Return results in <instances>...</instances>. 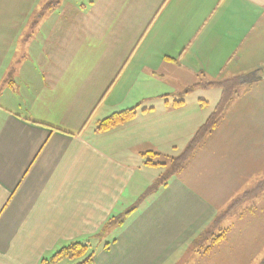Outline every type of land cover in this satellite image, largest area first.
Returning a JSON list of instances; mask_svg holds the SVG:
<instances>
[{
	"label": "crops",
	"instance_id": "1",
	"mask_svg": "<svg viewBox=\"0 0 264 264\" xmlns=\"http://www.w3.org/2000/svg\"><path fill=\"white\" fill-rule=\"evenodd\" d=\"M46 1L26 0V9L23 0H0V264H42L74 241L96 249L94 264H216L207 255L241 229L231 217H243L246 205L255 220L264 213V204L257 207L264 186L259 177L245 184L241 161L253 165L264 153V103L239 104L231 118L237 103L230 102L172 173L150 165L147 152L180 155L207 120L195 117L213 99L186 103L199 85L192 80L250 70L264 85V0ZM11 8L27 13L21 34L3 18ZM141 47L155 48L143 61L148 78L179 70L189 81L170 92L139 86L134 101L115 109L109 101ZM135 106L134 118L97 129L112 112ZM171 117L189 119L188 145L161 151L165 133L175 138L166 129L179 131L167 124ZM212 226L223 230L220 241L194 249ZM193 254L199 260L182 262ZM60 263L74 262L52 264Z\"/></svg>",
	"mask_w": 264,
	"mask_h": 264
},
{
	"label": "rangeland",
	"instance_id": "2",
	"mask_svg": "<svg viewBox=\"0 0 264 264\" xmlns=\"http://www.w3.org/2000/svg\"><path fill=\"white\" fill-rule=\"evenodd\" d=\"M41 1L42 0H37V2L40 3L39 7H42L44 5L43 3L45 0H43V2ZM48 1L49 0H47L46 2ZM70 1L77 2L79 4L88 3V0H70ZM133 2H134V7H135L136 2L135 1ZM25 3H26V0H23V6L21 7L26 8L27 5ZM18 12L19 11H17L15 8H11L9 14L6 15V17L3 16V18L5 19L7 24L18 27L20 30V34H21L23 31V27H24L23 22L26 21L25 17L27 18V13L22 14V15L21 14L17 15ZM39 14H40V11H39ZM154 49L155 48L153 47H141L140 50L136 53V55L131 60V63L129 64L127 62V56L131 50L130 48H128V52L120 64L121 67H124L125 63L127 62L126 66L128 65V68L125 70L124 79H122V81L119 84L120 89L116 90L115 95L109 101L112 104H114L113 108L120 109V108L125 107L127 103H130V101H134L135 97H137L135 90L139 86H143V88L144 87L148 88V87L153 86L155 88L154 90L157 93H160V89H162L165 85H166L165 92H170L176 88V83H179L180 86H183L184 82L189 81L188 80L189 78L184 77L183 73H181L180 75L178 74L180 72L179 70H177L176 74L174 73V71H168L166 73L167 77L164 79H160L161 77L148 78L149 73L148 71L145 70L143 61H147L148 60L147 57L149 56H152V55L155 56ZM101 50L102 48H100V51ZM115 51L117 52V55H118L119 48H116ZM256 69L257 68H255V70ZM258 69H261V68H258ZM248 71L244 72L243 74L244 76L241 75L235 81L229 82V86H230L229 88H231L230 84L236 87L238 86L236 90L239 94L238 96L239 98L237 96H234L232 98L231 102L236 101L235 104L237 103V105H233V107H230L231 111H229L230 112L229 114L231 118H237V115H239V111L241 110L237 108L239 104H242V103L252 104L254 103L253 101L264 103V87L262 88V86L264 85H262V83L258 85L259 83L255 82L259 78V74L255 75L256 74L255 73L254 75L252 74L248 75L250 74V72ZM215 75L216 77L213 79L202 77L201 79L194 78L196 80H192V81H195L194 84H199V85H196V86L191 85L192 90L189 93H187L188 95L187 101H186L187 105H192L194 103V100L197 99L198 96L200 95L213 99V101L208 103L207 106L203 107L202 112L199 113L200 115L198 114L195 117L197 120L207 119L209 117V113L211 112V110L212 111L214 110L216 104L221 98V94L220 95H218V93L216 94V91L214 92L215 88L211 87V86H217V85L216 84L210 85L209 83L223 82L225 80L233 78V77L231 78L228 77V73H225V71L219 74H215ZM261 75L262 74H260V76ZM177 78H180V79H177ZM169 82H173V83L169 84ZM252 86H254V88L251 89L250 91V87ZM221 90H220V93H221ZM146 95L154 96L155 94L153 95L152 93L147 92ZM159 95L161 94H158L155 96H159ZM138 97L140 96L138 95ZM209 104H212L211 110H209V107H210ZM110 111H113L112 108ZM192 112L196 113V111L194 110ZM168 120L169 122L167 121V124L178 127L179 131L176 132L173 129V126H171L170 128H167L166 131L169 129H172L175 138L172 141H170L169 138L167 137V134L165 133L163 140L158 141L159 149L161 151L165 150L166 152L176 149L175 147H177V149L182 148L188 141V134H189L188 128L187 126H185V122L187 123L189 119H178V118L171 117ZM198 129L196 130V132L198 131ZM196 132L193 134L194 136ZM204 137L205 136H203V138ZM199 143L200 142H198L197 146L199 145ZM187 145L188 144H186V146ZM247 146L248 144L245 143L246 151H244V153L246 156L250 154V152L247 150ZM260 154L261 156L259 157V160L257 159L258 161L255 162L253 165L252 163L247 162L248 158L246 159L244 158L241 160L244 163L245 176H247V178L249 177L248 179L247 178L245 179V184L246 183L249 184L252 180V177L253 179L259 177L258 179L259 184L261 183V186L262 187L264 186V153L263 151L260 150ZM171 155L173 156H170V155L162 156L161 155V157H155L153 160L164 163L166 165V166L164 165L166 167L165 169L167 170V168H169L168 173H171L174 170L173 168H175V170L177 168L178 170V168H180L183 164L186 163V162H183L181 163L179 167H176L180 163L179 158L177 157L178 155L175 153ZM226 159H230V158L227 157ZM150 190L146 189L143 192L139 193L136 196L135 200L131 203V206L139 205L141 201L148 196V194L150 193ZM260 193H261L260 194L261 202H259V206H257L258 208L260 207V204H261V207L264 204V191L262 190ZM244 207H245L244 209L246 210V213L243 215V217H241L240 219L237 216L231 217L232 222L236 223L235 226L241 228V229H238V231H235L237 235L235 239L233 240L234 242L231 241V239H229L228 242L229 241L230 242L226 246L224 245L220 248L217 247L216 250L212 254L207 255L208 262H216V264H258V263L261 264L260 261L264 257V213H260L259 218L255 220L253 216L249 212H247V207H249V205H246ZM242 229L245 230L246 232L244 237H242L241 235ZM222 231L223 230H221L220 228H216V226H212L210 229L203 232L201 236L197 239L196 244L194 245V249L200 246L202 247L206 240L209 241V243L212 242V244L219 242L220 240L215 242V239L220 238ZM238 242H242L243 246L238 244ZM91 250L95 252L96 249L93 246H91ZM208 258L212 259V261H210ZM197 259L198 257L193 254L191 256H188V255L183 256L181 260L182 262L186 260L185 263H187V262L195 261ZM64 261L68 262L71 260L64 259Z\"/></svg>",
	"mask_w": 264,
	"mask_h": 264
},
{
	"label": "trees",
	"instance_id": "3",
	"mask_svg": "<svg viewBox=\"0 0 264 264\" xmlns=\"http://www.w3.org/2000/svg\"><path fill=\"white\" fill-rule=\"evenodd\" d=\"M261 73L263 75L262 76V78H263L264 77V66L261 68ZM237 78H239V77H233V78L225 80L223 82L209 83L210 85L216 84L218 87H220L222 89L221 98L218 101V103L216 104L212 113L209 115V117L205 121V123L198 129L193 140L190 142V144L185 149V151L177 156L179 158L180 163L176 167H179L181 165V163L187 161L192 150L194 151L198 142H200L203 139V136L210 133L217 126L218 121L224 115L228 104L232 101V98L234 96H237V97L239 96V94L236 90L238 88V86L236 87V86L230 84L231 88H229L230 87L229 82L235 81ZM137 107L138 106H135L132 108H128V109H124V110L112 113L108 117H106V118H104L98 122L97 129L99 131H107V130L114 128L115 126H117L119 124L124 123L125 121H128V120L134 118L136 115V108ZM147 153H148L147 162L150 165H160V164L165 165L162 162H158L156 160H153L155 157H161L160 153L155 152V151H149ZM173 169H174L173 171L177 170V168H176V170H175V168H173ZM168 175L169 174L167 173L166 175H163L161 178H159L158 182L156 183V185L153 186V188H155L157 186V184H161V183L165 184ZM118 219H120V218H117L116 221H119ZM113 222H115V221H113ZM113 222H110L109 224H107V226ZM223 235H224V233L222 232L220 238L215 239V242L219 241L223 237ZM95 255H96V253L93 250H91V246L89 243L81 242V241H74V242H70L66 246H63L54 255H52V257L50 259H44L42 261V264H52V263H55V262L60 261L62 259H70V260L74 261L73 264H94ZM262 264H264V261Z\"/></svg>",
	"mask_w": 264,
	"mask_h": 264
}]
</instances>
